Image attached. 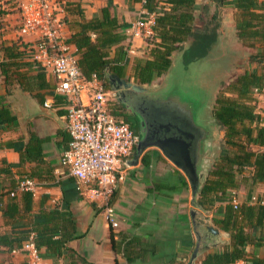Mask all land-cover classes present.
<instances>
[{"label": "crops", "instance_id": "obj_1", "mask_svg": "<svg viewBox=\"0 0 264 264\" xmlns=\"http://www.w3.org/2000/svg\"><path fill=\"white\" fill-rule=\"evenodd\" d=\"M20 1L1 0L0 48L17 38ZM73 1L79 8L65 14L67 38L81 33L84 22L99 17L101 9L107 7L110 16L124 24L115 30L125 35L108 50L110 58L125 53L119 59L123 75L108 69L133 81L134 63L152 58L149 51L160 41L152 31L158 13L148 10L142 0ZM155 1L160 10L172 8L166 0ZM194 3L192 28L196 31L214 28L216 32L208 53L223 48L229 31L238 41L248 43L254 52L261 48L257 39L238 37L236 24L240 19L231 0L219 4L212 0ZM225 9L229 20L225 18ZM85 32L91 41L96 40V32L90 29ZM190 40L180 43L186 48ZM71 50L79 56L73 42ZM170 58L171 65L162 74L177 65L176 59L182 62L181 49L173 51ZM8 60L0 50V63ZM18 62L22 65L11 66L8 77L2 74L0 65V107L4 105L14 116L7 124L0 123V264H26L23 244L31 233L42 240L38 250L44 264H187L195 235L189 214L191 188L183 172L158 147L151 145L144 149L135 164L121 167L123 178L111 197L119 225L110 228L91 191L86 196L81 194L76 178L60 162L70 135L66 127L67 100L56 92L55 78L27 58ZM250 69L257 71L258 66ZM103 75L105 78V70ZM82 98H86L84 94ZM44 102L49 106L45 107ZM42 107L54 113L49 114ZM185 120L186 129L199 134L193 126L198 125L197 118L185 114ZM145 153L149 155L147 164L141 160ZM132 157L133 154L129 160ZM177 172L184 176L187 186L172 190L168 184H177ZM25 177L35 181L33 191L16 189ZM233 191L236 202L251 203L252 195L264 198V181L254 184L247 181ZM214 209L215 206L203 211V216L211 219ZM229 242L228 234L226 245L209 248L192 264H202L208 252L224 249ZM245 250V259L227 264H251L253 257L264 264V242L249 243Z\"/></svg>", "mask_w": 264, "mask_h": 264}, {"label": "trees", "instance_id": "obj_2", "mask_svg": "<svg viewBox=\"0 0 264 264\" xmlns=\"http://www.w3.org/2000/svg\"><path fill=\"white\" fill-rule=\"evenodd\" d=\"M144 1L148 10L158 13L152 31L160 37V41L155 42V46L149 51L152 58L134 63V80L150 82L154 77L160 76L170 67V55L175 50L181 49L184 64L208 54L216 32L214 28H202L197 31L192 28L190 22L193 19L195 0H166L172 8L165 11L156 8L155 0ZM212 1L219 4L224 0ZM231 1L240 19L236 24L238 37L257 39L261 42V48L253 54L258 70L244 69L224 84L216 93L211 107L212 117L223 129V140L218 156L214 158L200 187L197 200L204 211H209L215 206L211 219L229 233L230 242L224 249L208 252L202 259V264H227L245 259L246 245L264 242V204L258 199L251 203H234L232 196V191L247 181L251 184L264 181V121L262 111L257 108V96L253 92L254 86L264 85V0ZM77 8L78 3L71 0L65 6L66 13ZM123 25L115 16L111 17L108 8L104 7L99 17L84 22L81 33L67 39L78 48V67L86 79L96 75L108 86L103 75L106 68L120 76L123 75L124 67L120 65L119 59L125 53H120L118 58H110L108 53L111 45L125 38L124 34L115 30ZM88 29L97 33L95 41H91L85 32ZM189 38L190 43L184 48L181 43ZM0 50L10 58L7 62L0 63L2 74L8 77L7 71L11 66L18 68L22 65L18 61L24 59V51L16 41L2 46ZM114 115L129 123L123 116ZM13 117L10 111L1 105L0 123L7 124ZM141 160L147 164L149 155L145 153ZM176 174L177 184H168L172 190L187 186L184 176L179 172ZM216 202L219 203L217 206ZM41 242L42 240L35 236L38 248ZM251 264H259V258L253 257Z\"/></svg>", "mask_w": 264, "mask_h": 264}, {"label": "built area", "instance_id": "obj_3", "mask_svg": "<svg viewBox=\"0 0 264 264\" xmlns=\"http://www.w3.org/2000/svg\"><path fill=\"white\" fill-rule=\"evenodd\" d=\"M68 1L21 0L17 6L20 20L15 41L24 51V58L55 78L56 92L66 98V127L70 139L60 162L76 178L81 194L86 196V192L91 191L109 227L115 229L119 224L111 197L123 178L121 167L128 165L138 135L127 121L112 113L114 93L96 75L86 79L81 73L77 55L71 50L65 32ZM253 92L264 96V85L254 86ZM44 106L49 104L44 102ZM261 114L264 121V113ZM34 188L35 181L28 177L20 179L16 186L19 190L33 191ZM233 194L234 191L232 196L236 203ZM257 199L264 204V198L251 196L252 202ZM23 248L26 264H44L34 233L28 236Z\"/></svg>", "mask_w": 264, "mask_h": 264}, {"label": "water", "instance_id": "obj_4", "mask_svg": "<svg viewBox=\"0 0 264 264\" xmlns=\"http://www.w3.org/2000/svg\"><path fill=\"white\" fill-rule=\"evenodd\" d=\"M105 78L109 84V89L114 93L115 99L118 101H122V97L127 95H141L149 98L148 88L150 89L153 85L147 82L126 80L111 72L108 68L105 69ZM148 103L155 119L153 128L157 136L154 137L153 141L149 142L148 138L143 136L141 132L133 157L128 160V164H135L144 149L153 145L158 147L185 175L191 188L189 214L195 235V244L187 263L192 264L198 256L209 248H217L228 243L229 233L219 228L212 219L203 216L204 210L200 207L197 200L208 167L214 157L217 156L214 154V150L217 148L215 140L219 133L213 128L217 124L211 115L213 103L209 105L208 115L210 118H207L206 122L198 121V125L196 123L193 124L198 129L199 134L186 129L185 124L188 123L185 120V112L179 110L181 107L177 106L176 103L163 104L152 99ZM45 107L42 108L47 113H54L51 109ZM193 117L196 118V116Z\"/></svg>", "mask_w": 264, "mask_h": 264}, {"label": "rangeland", "instance_id": "obj_5", "mask_svg": "<svg viewBox=\"0 0 264 264\" xmlns=\"http://www.w3.org/2000/svg\"><path fill=\"white\" fill-rule=\"evenodd\" d=\"M227 13L228 10L225 9L224 14ZM225 18L229 20L230 16L226 15ZM250 47L248 43L235 39L229 31L223 48L214 49L205 57L187 64L176 59L177 65L168 74H161L151 80L149 84L153 85L148 88V96L155 102L163 104L174 102L185 114L196 116L198 121L206 122V119L210 118L209 105L213 103L215 94L223 88V85L244 69L257 67L253 59L254 51ZM257 108L264 113V96L260 94L257 96ZM213 128L219 133L215 140L217 148L214 150V154L218 156L223 140V129L218 124ZM212 163L213 161L208 171ZM178 201L179 199L176 202Z\"/></svg>", "mask_w": 264, "mask_h": 264}, {"label": "flooded vegetation", "instance_id": "obj_6", "mask_svg": "<svg viewBox=\"0 0 264 264\" xmlns=\"http://www.w3.org/2000/svg\"><path fill=\"white\" fill-rule=\"evenodd\" d=\"M149 100L147 96L127 95L122 97V101L115 100V103L112 105V112L123 116L129 121L130 126L137 133L138 139L142 132L143 136L151 142L157 136V133L153 128L155 119L150 104L148 103Z\"/></svg>", "mask_w": 264, "mask_h": 264}]
</instances>
